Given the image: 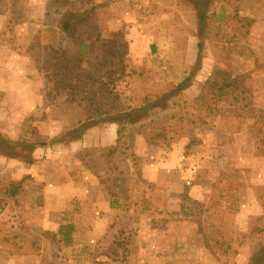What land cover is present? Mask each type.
Instances as JSON below:
<instances>
[{
    "label": "rangeland",
    "instance_id": "1",
    "mask_svg": "<svg viewBox=\"0 0 264 264\" xmlns=\"http://www.w3.org/2000/svg\"><path fill=\"white\" fill-rule=\"evenodd\" d=\"M0 19V264H264V0Z\"/></svg>",
    "mask_w": 264,
    "mask_h": 264
},
{
    "label": "trees",
    "instance_id": "2",
    "mask_svg": "<svg viewBox=\"0 0 264 264\" xmlns=\"http://www.w3.org/2000/svg\"><path fill=\"white\" fill-rule=\"evenodd\" d=\"M198 1H199V0H198ZM66 27L69 29V28L71 27L70 23H69L68 25H66ZM178 88H179V90H185V84H184V85H180ZM144 112H145V109H144V110H143V109H142V110H134V111H132V113H130V114H128V115H125L124 117H125V118H129V119H133V118H135L136 116H141L142 114H144ZM88 126H89V125H84V126L82 127L81 131H82V132L86 131ZM64 134H65V133H64ZM64 134H61L58 138L54 139V141H57V140H61V139H63V138L65 137ZM62 142H63V140H62Z\"/></svg>",
    "mask_w": 264,
    "mask_h": 264
},
{
    "label": "crops",
    "instance_id": "3",
    "mask_svg": "<svg viewBox=\"0 0 264 264\" xmlns=\"http://www.w3.org/2000/svg\"><path fill=\"white\" fill-rule=\"evenodd\" d=\"M3 21L1 22V19H0V32H1V30H2V28H3Z\"/></svg>",
    "mask_w": 264,
    "mask_h": 264
}]
</instances>
